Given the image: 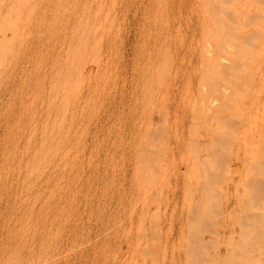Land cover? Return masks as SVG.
Wrapping results in <instances>:
<instances>
[{"label":"rangeland","instance_id":"rangeland-1","mask_svg":"<svg viewBox=\"0 0 264 264\" xmlns=\"http://www.w3.org/2000/svg\"><path fill=\"white\" fill-rule=\"evenodd\" d=\"M0 264H264V0H0Z\"/></svg>","mask_w":264,"mask_h":264}]
</instances>
